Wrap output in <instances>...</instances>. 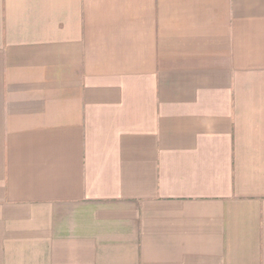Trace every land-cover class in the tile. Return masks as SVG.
I'll return each mask as SVG.
<instances>
[{"label":"crops","instance_id":"obj_1","mask_svg":"<svg viewBox=\"0 0 264 264\" xmlns=\"http://www.w3.org/2000/svg\"><path fill=\"white\" fill-rule=\"evenodd\" d=\"M0 264H264V0H0Z\"/></svg>","mask_w":264,"mask_h":264}]
</instances>
